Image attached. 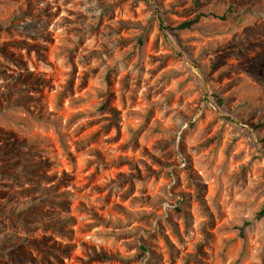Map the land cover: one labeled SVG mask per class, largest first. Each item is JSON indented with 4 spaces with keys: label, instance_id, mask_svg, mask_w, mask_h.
I'll return each mask as SVG.
<instances>
[{
    "label": "rangeland",
    "instance_id": "obj_1",
    "mask_svg": "<svg viewBox=\"0 0 264 264\" xmlns=\"http://www.w3.org/2000/svg\"><path fill=\"white\" fill-rule=\"evenodd\" d=\"M263 204L264 0H0V264H264Z\"/></svg>",
    "mask_w": 264,
    "mask_h": 264
},
{
    "label": "trees",
    "instance_id": "obj_2",
    "mask_svg": "<svg viewBox=\"0 0 264 264\" xmlns=\"http://www.w3.org/2000/svg\"><path fill=\"white\" fill-rule=\"evenodd\" d=\"M203 15H205V13H199L193 18H190L188 20H185V21L181 22L180 24H178L173 29H188V28H192L193 26H195L196 24H198L200 22V18ZM258 216L259 217H263L264 216V204H263L262 209L258 212Z\"/></svg>",
    "mask_w": 264,
    "mask_h": 264
}]
</instances>
